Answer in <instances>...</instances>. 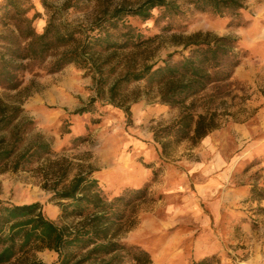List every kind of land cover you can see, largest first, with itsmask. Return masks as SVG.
Wrapping results in <instances>:
<instances>
[{"label": "rangeland", "instance_id": "obj_1", "mask_svg": "<svg viewBox=\"0 0 264 264\" xmlns=\"http://www.w3.org/2000/svg\"><path fill=\"white\" fill-rule=\"evenodd\" d=\"M31 1L34 9L28 15L38 12L33 26L40 33L47 13L40 0ZM62 1L47 0L53 5ZM95 1L81 0L64 17L88 22ZM140 1L104 0L126 6ZM241 1L244 9L237 17L200 12L180 2L173 17L156 20L161 9L155 8L147 20L130 18L145 36L158 37L144 52L118 56L123 62L144 55L149 63L161 64L168 55L177 60L187 52L176 44L177 37L197 31L233 36L245 52L230 84L208 89L195 100L198 112L207 106L217 113V127L195 141L161 147L155 133L176 120L180 108L161 103L143 83L137 85L139 98L128 116L97 97L90 71L73 64L54 73H25L16 90L0 87V112L16 113L0 135V146H11L17 132L16 154L36 140L48 143L37 160L16 170L12 163L0 167V200L38 202L46 217L71 229L79 219L61 215L54 190L85 174L108 199L126 189L144 190L127 207L118 240L147 250L151 264H189L212 255L211 264H264V0ZM89 103L90 111L77 113ZM34 256L58 264L53 251Z\"/></svg>", "mask_w": 264, "mask_h": 264}, {"label": "trees", "instance_id": "obj_2", "mask_svg": "<svg viewBox=\"0 0 264 264\" xmlns=\"http://www.w3.org/2000/svg\"><path fill=\"white\" fill-rule=\"evenodd\" d=\"M40 1L47 13L40 33L33 26L38 12L28 15L34 9L31 0L0 1L1 88L16 90L25 73H54L73 64L90 71L97 97H104L127 116L130 105L139 98L140 83L147 90H155L161 103L179 107L178 118L155 133L163 149L184 139L195 141L217 127L216 111L203 106L198 112L195 100L205 96L208 89L230 84L245 55L235 37L201 31L185 37L173 34L180 38L176 44L187 52L177 60L168 55L161 64L149 63L146 55L125 62L118 56L144 52L158 37L145 36L130 18L147 20L155 8L161 9L156 20L173 17L180 12V2L200 12L237 17L244 9L241 0H142L131 6L96 0L94 16L86 23H72L64 17V12L77 7L81 0H63L59 5ZM133 84L135 88L130 89ZM91 109L89 103L76 111ZM15 115L14 111L6 115L1 110L0 135ZM17 133L11 146H0V167L12 163L16 170L48 151L47 142L36 140L29 149L16 154ZM54 191L61 215L77 217V226H58L44 215L38 202L10 204L0 200V264L18 257H23L21 264H53L35 258L34 253L44 249L57 254L58 264L152 263L147 250L118 240L127 207L139 200L144 190L126 189L108 199L95 179L82 174L62 182ZM212 256L189 264H211Z\"/></svg>", "mask_w": 264, "mask_h": 264}, {"label": "crops", "instance_id": "obj_3", "mask_svg": "<svg viewBox=\"0 0 264 264\" xmlns=\"http://www.w3.org/2000/svg\"><path fill=\"white\" fill-rule=\"evenodd\" d=\"M200 257L196 258V259H199Z\"/></svg>", "mask_w": 264, "mask_h": 264}]
</instances>
